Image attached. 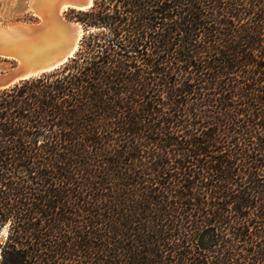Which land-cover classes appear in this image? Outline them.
<instances>
[{"label": "trees", "instance_id": "trees-1", "mask_svg": "<svg viewBox=\"0 0 264 264\" xmlns=\"http://www.w3.org/2000/svg\"><path fill=\"white\" fill-rule=\"evenodd\" d=\"M81 18L61 72L0 92V264H264V0Z\"/></svg>", "mask_w": 264, "mask_h": 264}, {"label": "water", "instance_id": "water-1", "mask_svg": "<svg viewBox=\"0 0 264 264\" xmlns=\"http://www.w3.org/2000/svg\"><path fill=\"white\" fill-rule=\"evenodd\" d=\"M67 8L77 9L78 11L85 12L93 8L94 1L89 0H66ZM39 17L37 23L29 24L24 22H17L16 24L24 25L25 27H31L33 32L40 30V22L42 21L38 13H33ZM64 25L67 27L78 30L77 24L61 19ZM14 24V23H13ZM80 25V24H79ZM81 35L78 39H74L68 46L57 51L48 50H36L33 49H21L18 46H6L0 48V57L4 59L13 60L15 66L0 72V92L7 90L22 81L28 80L33 77H39L46 73H51L61 66L65 65L70 59H72L78 50L81 38L84 35L85 30L80 25Z\"/></svg>", "mask_w": 264, "mask_h": 264}, {"label": "bare ground", "instance_id": "bare-ground-1", "mask_svg": "<svg viewBox=\"0 0 264 264\" xmlns=\"http://www.w3.org/2000/svg\"><path fill=\"white\" fill-rule=\"evenodd\" d=\"M66 0H28L27 7L31 13H38L41 20L40 30L33 32L31 27L11 23H0V48L18 46L21 49H36L57 51L68 46L74 39L81 35L79 23L78 30H73L61 21L63 11L66 9ZM92 2V0H89ZM6 23V22H5Z\"/></svg>", "mask_w": 264, "mask_h": 264}, {"label": "rangeland", "instance_id": "rangeland-1", "mask_svg": "<svg viewBox=\"0 0 264 264\" xmlns=\"http://www.w3.org/2000/svg\"><path fill=\"white\" fill-rule=\"evenodd\" d=\"M27 2L28 0H0V23H2V25L17 23V22H24L29 24L37 23L39 17L31 13L32 9H29V7H27ZM85 12L78 11L77 9H73L71 7L63 11V18L66 21L79 23L82 26V28L85 30L84 35L80 40L79 43L80 45L78 47V50L76 51L72 59L76 58V56L80 52L84 38L87 37L93 31L97 30L96 28L87 26L81 22L82 19L81 17ZM72 59H70L65 65L61 66L59 69L51 73L43 74L41 76L61 72L64 69V67L71 62ZM13 66H15V62L13 60H9V59L7 60L0 57V72H3L6 69ZM33 78H38V77H33ZM3 233L4 231L2 232V234Z\"/></svg>", "mask_w": 264, "mask_h": 264}]
</instances>
